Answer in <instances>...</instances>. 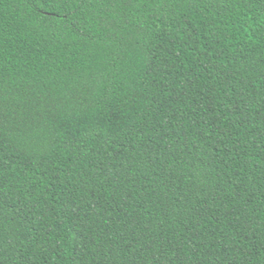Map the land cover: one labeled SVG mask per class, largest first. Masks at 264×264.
<instances>
[{
  "label": "trees",
  "instance_id": "trees-1",
  "mask_svg": "<svg viewBox=\"0 0 264 264\" xmlns=\"http://www.w3.org/2000/svg\"><path fill=\"white\" fill-rule=\"evenodd\" d=\"M0 264H264V0H0Z\"/></svg>",
  "mask_w": 264,
  "mask_h": 264
}]
</instances>
